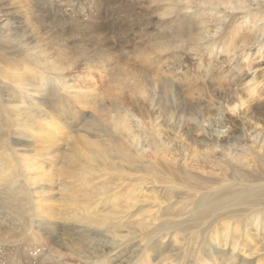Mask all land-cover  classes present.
<instances>
[{
	"label": "bare ground",
	"instance_id": "obj_1",
	"mask_svg": "<svg viewBox=\"0 0 264 264\" xmlns=\"http://www.w3.org/2000/svg\"><path fill=\"white\" fill-rule=\"evenodd\" d=\"M104 1L18 0V3L26 5L25 12L27 16L24 22L26 28L22 31L21 27H14L7 29V31L5 27L8 26V23H0V35L6 33V36H13V39L17 40V47L19 48L14 51L11 50L12 47H8L4 51L5 56L0 55V58L5 57L4 62L7 61V65H11V67H16L17 64L31 65L32 68L40 71L45 77H49V75L52 78L58 77L62 83L61 86L57 83L56 86L54 84L52 87L50 85L43 87L40 84L43 79L31 83L32 80L28 79L23 72L24 70L18 71L17 79L10 81L9 85L15 92V96L12 92V97L19 99L20 105L17 100L15 101L18 103L14 100L6 101L8 104L0 101V120L5 117L11 125V129L19 128L18 134L22 131L20 135L25 138H32L33 144H14L12 138L7 137L10 129L0 132V182H14L13 178L19 176H16L14 172L20 169L23 177L29 181L27 190L29 196L33 199L35 216L29 221L30 228L40 230L39 228H43L46 223L59 225V222H65L66 220L79 224L77 229L79 233L84 235L85 239L99 233L114 237V240L115 238L118 239L115 235L118 228L124 227L123 224L132 216V213H125L122 217H118L121 212L118 214L119 212L115 210L116 203L120 202L122 198L126 199L127 206L125 208H130L128 204L131 203L132 198L127 195L121 197L122 193L119 192L122 189L124 191L131 190L133 194H138L142 190L137 191V189L142 187L146 181H150L151 184L162 183L168 189L175 187L185 189L190 194L183 199L174 214H161V204L156 203L152 198V202L155 204L149 206L146 212L148 216L160 220V217L164 215L166 219H169L167 220L168 223L178 222L180 225L187 223L205 224L206 226L209 225L208 230L212 226L215 227L221 224L223 232L220 233H222L224 239L232 235V246L229 254L232 256L237 248V238L242 237L249 241L256 240L254 237L257 231L261 230V221L263 220L264 223V136L260 132L248 131L246 134L244 131L247 135L246 138L253 144L259 145L262 143L257 150L254 148L249 150L239 148L237 150L236 146L240 137L236 135L235 131L204 138L205 130L201 126L204 114L198 109V114L191 121L201 131L202 137L192 139L191 143L194 146L200 144L202 147L209 148L204 151L206 154H201L197 148L193 149L195 155L192 160V170L194 168L198 172L188 169L186 155H182V158L177 160L167 150L161 148L159 155L155 154L156 157L151 167L150 176L138 174V177L134 180L133 176L145 171L144 168L146 167H142L143 164L141 165L138 162L136 152L134 151L132 156L128 152L125 164H122V162L117 163L113 162L116 155L100 149L97 141H88L84 135L82 137L75 136L76 139H72L69 125L66 124L64 118L63 107L66 103L69 105L68 101L70 102V100H75L78 103L82 100H80L81 95L89 89L88 83L93 78L95 79L94 74L110 75L114 71H123L124 76L130 75L131 72L136 74L135 67L125 63V65L122 64L123 61L126 62L129 59L138 64L139 70H142V68L155 70L153 73L156 84L154 85L158 94H160L159 97L164 88H168L171 101L180 95L182 97L184 91L180 89L189 87L192 81L191 78H193L191 77L190 67L195 66V64L198 65L204 53H214V60L216 61L219 60V56L225 54L226 62L229 65L234 63V60L229 59L230 56H227V53L236 48L237 44L241 47L249 44L252 40V34H256L257 31L255 29V18L247 23V15L251 12L248 5L260 4L256 2L254 4L255 0H242L244 3L247 2V5L235 4L237 2L232 0H202L200 2H197V0H138L137 3L140 2L141 4H137L138 7L136 6L135 10H127L123 15L127 17L135 13L143 15L140 18V24L135 25L133 21L125 20L124 25H122L123 29L120 28L122 30L121 35L120 32L117 34V32L110 31L105 20L108 19L110 20L109 23L117 25L120 24L123 16L120 14L118 20L113 14L105 13ZM118 1L121 6L129 5L128 1L130 3L135 2V0ZM258 9L259 7L256 10ZM237 10H242L241 14L244 15L241 16ZM206 16L216 17V20L219 21L216 33L210 34L208 32ZM47 19H51V21L55 19L58 24L53 26L44 25L43 22ZM221 29L224 31L218 33ZM76 32L80 34L78 35ZM124 33L129 35V37L125 36V43L130 41L129 43L133 44L129 47V51H125L127 46H122L123 58L121 59L123 61L119 62L114 58L112 50L116 47L117 40L124 37ZM73 34H77V38L73 37ZM223 34L231 37L230 41H227L226 46L228 48L213 51V46L219 43V36ZM41 37L42 49L41 44H39ZM257 39H261L263 44L264 34L258 35ZM75 40L80 47L79 56L77 57L76 55L75 57L72 56L74 51L72 52V49L69 48V44ZM83 41L85 45L80 46ZM92 42L93 44L95 42V44L90 47ZM253 45L251 44V46ZM259 57L262 58L263 56ZM262 62L261 65L264 64V58H262ZM78 68L80 69L78 70ZM256 71V68L251 73L247 71L240 73L236 70L237 74L232 81L241 84L243 79L250 75L249 82H251ZM111 75L113 76V74ZM45 83L47 84V82ZM255 87L249 88L250 92H253ZM34 90L39 91L38 103L42 104L41 109L32 114L26 113L25 103H22V100H30L32 97L30 94ZM42 93L44 95H41ZM49 96L51 99H49ZM189 96L187 97L190 98ZM258 96H264V89L258 92ZM56 99L58 101H52ZM47 101L49 104L52 102L54 104L58 103V107L54 109L55 112H52V110L51 112L50 110L45 111L47 108L50 109ZM194 101L198 106L201 100L197 98ZM211 102L210 107L217 110V101ZM157 104L159 105L158 102ZM150 107L154 113L160 109V105L156 106L153 100ZM252 107L248 110L250 114L254 112ZM125 114V111L123 113L122 110H119V113L112 117V124H118L115 125L116 129L120 132L127 131L133 139H136L130 125L139 122L129 120ZM172 118L174 119L171 120V123L175 124L174 134H183V125L189 123L183 117V112L174 115ZM25 119L31 121L24 122ZM19 122L21 124H18ZM56 138L61 142L65 140L66 145L69 143L68 149H66L69 155L66 157V161L63 160L64 166L60 169V173L63 174L61 180L58 178L47 182L41 178L44 176L42 173L43 163L39 162L48 161L57 154L59 145L53 142ZM137 147H140V142L137 143ZM225 147L231 149L229 156L231 161L242 166L247 165L249 170L241 173L236 169L230 175L223 171L222 163L220 164V160H217L215 155L220 154ZM246 150L249 152L246 153ZM165 158L173 163L166 164L163 162ZM181 160H183L182 164L179 163ZM136 162L137 166L135 165ZM251 162L253 166L249 165ZM31 164H38L35 171ZM216 170L219 172H216ZM33 171L34 173L30 175ZM109 173L117 174L113 176ZM106 175L113 177L114 182L120 181L116 183L115 190L117 191L109 195L112 191L108 186L102 188L101 192L97 191L90 196L91 194L86 191L92 188L91 179H94V177L102 179ZM67 177L75 179V182H71L70 185L64 184L66 186H63L62 189L63 196L60 195L63 197L61 202L65 206L58 205L56 199H50L55 193L50 187L52 185L58 187L64 182L65 178L68 179ZM110 178L109 182L111 183ZM120 184H122V187ZM88 186L89 188H87ZM11 189L10 186H0V195H5ZM48 193H51V195L48 196ZM104 206L108 208L105 212L100 210ZM249 224L252 226L251 229H247ZM173 228L175 229V227ZM217 229H215V236L219 234ZM23 232L26 234L27 229ZM198 235H196V238ZM213 242L215 241L213 240ZM214 244L213 246H215ZM106 251L109 253L111 249L107 248L100 253L91 251L86 256L82 254L81 250H78L76 255L85 264H97L98 260L107 254ZM246 256L244 254L243 258L242 255V259L244 260Z\"/></svg>",
	"mask_w": 264,
	"mask_h": 264
},
{
	"label": "rangeland",
	"instance_id": "obj_2",
	"mask_svg": "<svg viewBox=\"0 0 264 264\" xmlns=\"http://www.w3.org/2000/svg\"><path fill=\"white\" fill-rule=\"evenodd\" d=\"M200 1L202 0H197V2ZM232 1L237 2L235 4L239 5L248 4L247 2L244 3L242 0ZM118 2V0H105L104 4L106 8L105 13L113 14L118 20L120 19L118 17L120 14L123 16L120 20V24L114 25L111 22L109 23L110 20H104L110 31L117 32V34L120 32L121 34V29H123L122 25H124L123 22L125 20L133 21V24L138 25L143 15L136 13L132 14L130 17L123 15L124 12L129 9L135 10L136 6L138 7L137 4L140 3H137L138 0L132 3L128 1L129 5L127 6H121ZM255 2L260 5H248L250 6L249 9L251 8V12L247 15V23L255 18L256 34L254 33L255 36L252 34V40L249 44L244 47L237 44L236 48L230 53H227V56H230L229 59L234 60V63L229 65V63L226 62L225 54L219 56V60L216 61L214 60V53H204L199 64L190 67L192 73L191 77H193H190L192 79L191 85L181 88L180 90L184 91L182 97L180 95L173 101H171L170 94H168V88L162 89L163 93L159 97L160 94H158L157 88H155L154 85L156 84L153 73L155 70L152 71L148 68L139 70L138 64H136L134 60L129 59L126 61L125 59L126 62H124L123 59H121L123 58L122 46H127L125 51H129V47L133 44L129 43L130 41L127 42L130 45L125 43V36L129 37V35L124 33V37H120L117 40L116 47L112 52L115 59L119 60V62L123 61L122 64L125 63L130 66L132 65L131 67H135L136 74L131 72L130 75L127 74V76H124V73H122L123 71H114V73H110V75L94 74L95 79L93 78V80L88 83L89 89L85 90L81 95L82 98H80V100H82L79 102L80 104L75 100H70V102L68 101L69 105L66 103L65 107H63L66 124H68L71 129H69L71 132L70 136H73L71 138L76 139L75 136L82 137L84 135L88 141H97L100 149L116 155L113 162L117 163L122 162V164H125L124 162L128 158V152L130 156H132L135 151L138 162H140L141 165L143 164L142 167H146L144 168L145 171L133 176L134 180L138 177V174L150 176L154 158L156 155H159L161 148L167 150L170 155L177 160L182 158V155H186L187 167L192 170V160L195 155L194 150L197 148L201 154H206L204 151L209 149L208 147H202L200 144L194 146L191 143L192 139L194 140L202 137L201 131L198 130L191 121L195 118L196 114H198V109L204 114L201 121V126L205 130L204 138L212 135L216 136L219 133L224 134L225 132L235 131L236 135L240 137L239 143L236 146L237 150H239V148L247 150L250 148H254L255 150L259 149L262 143L259 145L253 144L246 138L247 135H245V132L247 134V132L250 131L256 133L260 132V134L264 136V96H262L263 98L258 96V92L264 89V64L261 65L263 63L262 58H264V43L262 44L261 39H257L258 35L264 34V0H255L254 4ZM25 6L26 5L23 3H18V0H0V23H8L5 30L21 27L23 31L26 28V24H24L27 16ZM258 7L259 9L256 10ZM237 12L241 14L242 10H237ZM242 15L244 14H241V16ZM206 18L208 32H210V34L216 33L218 31L219 21L216 20V17L211 18L206 16ZM43 24L53 26L58 24V22L55 19H52V21L51 19H47ZM222 31L224 30L221 29L218 33ZM79 32L76 33L79 35ZM5 34L6 33L0 35V55L2 56H5L4 51H6L8 47H12L11 50L14 51L19 49L17 47V40L13 39V36H6ZM73 37L77 38V34H73ZM219 38L220 41L213 46V51H215V49L225 50L228 48L226 46L227 41H230L231 37L223 34L219 36ZM260 41L261 43H259ZM83 42H81L80 46L85 45V42ZM76 43L77 41L75 40L69 44V48L72 49V52L74 51L72 53L74 57L75 55L76 57L79 56L78 52L80 51V47L78 46L79 43ZM39 44H41L42 49V37L40 38ZM94 44L93 42L90 43V47L94 46ZM251 44L254 45L251 46ZM259 56L263 57L261 58ZM4 58H0V101L3 103L5 102V104H8L6 101L17 100L19 103L15 102L20 105V100L12 97V92L14 91L9 85L11 80L17 79V73L20 70H24L23 72L28 79L30 78L32 80L31 83L43 79L40 83L43 87H45V85H50V87H52L54 84L56 86L57 83L61 86L62 84L58 77L52 78L51 75L45 77L40 71L32 68L31 65L24 66L22 64H17L16 67H11V65H7V61L4 62ZM255 68L257 71L251 82H249L250 75L244 78L241 84L232 81L237 72L242 73L247 71L251 73ZM79 69L80 68H78V70ZM111 74H113V76ZM45 82H47V84ZM253 86H256L255 90L250 92L249 88ZM188 88L189 90H187ZM38 92V90H34L31 92L32 94H30L32 96L30 100H22V103H25L24 107L26 108V113L32 114L35 113L36 110L41 109L42 104L38 103ZM41 95L44 94L42 93ZM186 95H190V98ZM13 96H15V92ZM197 98L201 100L198 106L194 101ZM49 99H51L50 96ZM152 100L155 101L156 106L160 105V109L156 113L151 111L150 104ZM211 101H217L218 111L210 107ZM47 105L50 106V109L47 108L45 111L50 110V112L51 110L55 112L54 109L58 107V103L54 104L52 102L49 104L48 101ZM251 107L254 110L252 114H250V112L248 113ZM119 110H122L123 113L125 111V115L128 116L129 120L139 122H135L136 124H131L130 122V126L132 127L130 129L138 142H140V147H137L138 142L136 139H133L130 133L127 131L120 132L115 127V125L118 124H112V117L116 116ZM181 112H183V117L186 121H189V123L183 125V134L178 133L175 135L173 131L175 129V124H172L171 120L174 119L172 118L174 115ZM23 121L28 122L31 120L25 119ZM18 124L21 123L19 122ZM6 129H10V133H8L7 137H11L14 144H33L32 138H25L20 135L22 131L18 134L19 128L17 127L11 129V125L8 123L7 119L3 117L0 120V132ZM53 142L59 145L57 154L48 161L43 160L39 162L43 163L42 173L44 176L41 178L42 180L45 179L47 182L51 180L54 181L58 178L61 180L63 174L60 173V169L64 166L63 160L66 161V157L69 155V152L66 150L68 149L69 143L66 145L65 140L61 142L58 141V138L54 139ZM247 150L246 153L249 152ZM230 151L231 149L229 150V148L225 147L220 154L215 155L217 160H220V164L224 163L223 165L221 164L223 171H226V173L230 175L236 169V171H240L241 173H244L245 170H249L247 165L242 166L239 165V163L236 164L231 161L229 157ZM182 161L183 160L179 161V163L182 164ZM163 162L168 165L173 163L166 158ZM251 163L249 165L253 166V163ZM37 165L38 164H31L34 171ZM135 165L137 166V162ZM193 170L194 172H198L194 168ZM34 171L30 173V175L33 174ZM217 171L218 170H216V172ZM14 174H16V176L19 175L17 178H13L14 182H0V186H10L12 188L5 195H0V264H85L80 257H77L76 254L78 250H81L82 254L86 256L88 253H91V251L100 253L107 248L111 249V251H109V253L106 251L108 255L106 254L104 257L100 258L97 264H241V261L242 264H264L263 220L260 224L261 230H258L255 234L254 238L256 240L249 241L242 237L237 238V248L234 250V254L230 256L232 235L224 239L221 235L222 233H220L223 232L221 230V224L215 227L212 226L208 230L209 225L206 226L205 224L187 223L180 225L178 222L168 223L167 220L169 219H166L164 215L160 217V220L149 217L146 212L149 206L154 203L152 202V198H154L156 203L161 204V214H174L178 210L177 207L179 204L190 194V192L185 189H180L178 187L168 189L162 183L151 184L150 181H146L147 183H143L142 187L137 189V191L140 189L142 190L138 194H133L131 190L124 191L123 189L119 192L120 194L122 193L120 195L121 197L127 195L132 198V200L130 201L131 203L128 204V206H130L129 209L125 208L127 206L125 203L126 199L122 198L120 202L116 203L115 206L117 207L115 210L119 212L118 214L121 212L118 217H122L125 213H132V216L123 224L124 227L121 226L118 228L115 234L118 239L115 238L114 240V237H109L104 233L92 235L88 239H85L84 235L79 233L77 229L79 224L66 220L65 222H59V225L46 223L43 228H39L40 230L33 227L30 228L29 221L35 216V211L32 204L33 199L29 196L27 190L29 181L23 177V173L20 169H17ZM110 174L114 176L117 173H109V175ZM107 176L108 175L102 179H97V177L91 179L92 188L86 192L92 196L97 191L101 192L102 188L110 186L112 192L109 195L115 193V191H117L115 190L116 183L120 181L114 182L113 177ZM67 178L68 179L65 178L64 182L58 187H54V185L50 187L51 190L53 189L55 191L54 196L50 199H56V204L58 205L65 206V204L61 202L63 198L62 189L63 186H66L64 184L70 185L71 182H75V179L71 177ZM109 178L111 183L109 182ZM121 185L122 184H120V186ZM87 188H89V186ZM60 194H62V196ZM47 195L50 196L51 193ZM106 206L102 207L100 210L105 212L108 210ZM167 227L168 229H166ZM173 227H175V229ZM214 228H218L217 233L219 234L216 235L217 237L215 236L216 230ZM251 228L252 226L250 224L247 225V229ZM26 229L27 233L25 234L23 231ZM97 232L99 231L97 230ZM197 234L199 235L196 238ZM213 240L215 242H213ZM224 241L226 242V246L223 243ZM213 244L215 246H213ZM240 252L243 258L244 254L245 256L247 255L244 259L245 261L242 259Z\"/></svg>",
	"mask_w": 264,
	"mask_h": 264
}]
</instances>
